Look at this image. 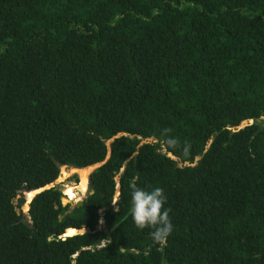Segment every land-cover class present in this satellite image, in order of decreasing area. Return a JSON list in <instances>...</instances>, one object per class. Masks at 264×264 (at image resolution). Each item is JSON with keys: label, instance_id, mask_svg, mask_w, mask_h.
<instances>
[{"label": "trees", "instance_id": "trees-1", "mask_svg": "<svg viewBox=\"0 0 264 264\" xmlns=\"http://www.w3.org/2000/svg\"><path fill=\"white\" fill-rule=\"evenodd\" d=\"M0 264H264V0H0Z\"/></svg>", "mask_w": 264, "mask_h": 264}, {"label": "clouds", "instance_id": "clouds-1", "mask_svg": "<svg viewBox=\"0 0 264 264\" xmlns=\"http://www.w3.org/2000/svg\"><path fill=\"white\" fill-rule=\"evenodd\" d=\"M165 203L166 196L162 188L147 190L132 186L130 214L133 223L139 230L151 229L149 233L151 239L161 247L166 246L167 238L173 230L170 210L164 207Z\"/></svg>", "mask_w": 264, "mask_h": 264}, {"label": "water", "instance_id": "water-1", "mask_svg": "<svg viewBox=\"0 0 264 264\" xmlns=\"http://www.w3.org/2000/svg\"><path fill=\"white\" fill-rule=\"evenodd\" d=\"M250 123H252V119L243 120V121L240 122L239 125L235 126V127L232 128L231 130H232V131H233V130H237V129H239V128H241V127L247 125V124H250ZM107 142H108V141H107ZM167 155H168L170 158L175 159L174 156H172V155H170V154H167ZM107 157H108V153H107L106 157L104 158V160H105ZM104 160H103V161H104ZM103 161H101V162H96V163L91 164V165H92V168H91L90 172H91L94 168H96L97 166H99L101 163H103ZM54 162H55V164H58L55 160H54ZM60 166H65V165H60ZM60 166H59V167H60ZM65 167H68V166H65ZM73 168H75V167H73ZM90 172H89V173H90ZM89 173H88V174H89ZM55 179H56V178H55ZM55 179H54V180H55ZM54 180H53L52 182H49V183H47V184H45V185H43V186H41V187H38V188H35V189H32V190L23 189V190H19V191H17V192H16V195H15V203H16V204H20V205H22V204L25 202V193L32 192V195L29 197V200L27 201V209H28V203H29V201L31 200V198H32L35 194L41 192L42 190L47 189V188H49V187H53V186H55V185H54ZM90 193H91V182L89 181L88 176H87V184H86V189H85V191L83 192V196L80 197L79 199H76L75 201H73V202H72V206H77L78 204H81L82 201L85 200L86 197H87ZM61 197H65L64 193H61ZM27 209H26V210H27ZM22 213H23V212H22ZM81 232H84V231H81ZM81 232H79V233H81ZM61 236H62V235H61ZM57 238H59V236H57V235H55V234L49 236V239H57Z\"/></svg>", "mask_w": 264, "mask_h": 264}, {"label": "rangeland", "instance_id": "rangeland-1", "mask_svg": "<svg viewBox=\"0 0 264 264\" xmlns=\"http://www.w3.org/2000/svg\"><path fill=\"white\" fill-rule=\"evenodd\" d=\"M146 142H151V139H147L146 140ZM60 172V171H59ZM90 172V171H89ZM88 172V173H89ZM71 174H75L76 175V178H77V182L75 183L73 180H72V178L70 177V175ZM87 176H88V174H87ZM87 176H86V179H85V174L84 173H82V174H80V181H82V180H84L85 181V184H86V181H87ZM58 178H59V174H58V176H57ZM56 177V178H57ZM62 177V175H60V178ZM57 178V179H58ZM79 178H78V176H77V173L76 172H71L70 174H68V175H66V176H64V178L63 179H60V180H54V185H56L59 189H60V191H61V193H63V189H64V187L65 186H67V185H69V186H72V189H73V193H74V199H67L66 198V196L65 197H61V202L62 203H66V202H69L70 203V206L72 205V202L73 201H75L76 199H79L80 197H82L83 196V194H80V188H79ZM85 184H84V186H85ZM27 201V200H26ZM12 202H13V204H15L16 205V203H15V198H13V200H12ZM24 204H26V202L25 203H23L22 205H20V204H18L19 205V207L17 208V207H15V210L16 211H21V212H26V210H24V208H23V205ZM26 209H27V207H26ZM97 227H103V223H102V220H99L98 221V224H97ZM82 231H84V230H86V229H81Z\"/></svg>", "mask_w": 264, "mask_h": 264}, {"label": "bare ground", "instance_id": "bare-ground-1", "mask_svg": "<svg viewBox=\"0 0 264 264\" xmlns=\"http://www.w3.org/2000/svg\"><path fill=\"white\" fill-rule=\"evenodd\" d=\"M92 166V165H91ZM88 167H90V166H88ZM84 168H87V167H84ZM84 168H73V167H65V166H60L59 167V178L58 179H56V180H60L61 178L63 179L64 178V176H66V175H68V174H70L71 172H76L77 174L78 173H80V172H78V171H75V170H78V169H84ZM87 172L88 171H85L84 172V174H87ZM60 175H62V177L60 178ZM79 183V182H78ZM87 184V183H86ZM86 184H85V188H86ZM30 193H32V192H30ZM32 195V194H31ZM30 195V196H31ZM27 196V195H26ZM67 198V197H66ZM26 205L23 207L24 208V210H26ZM69 229H71V228H69ZM68 230V229H67ZM66 230V231H67ZM63 236H66L65 235V233L62 235V237Z\"/></svg>", "mask_w": 264, "mask_h": 264}]
</instances>
